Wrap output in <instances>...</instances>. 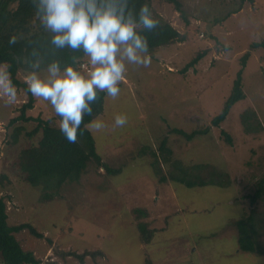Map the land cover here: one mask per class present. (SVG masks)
Instances as JSON below:
<instances>
[{
  "label": "rangeland",
  "instance_id": "1",
  "mask_svg": "<svg viewBox=\"0 0 264 264\" xmlns=\"http://www.w3.org/2000/svg\"><path fill=\"white\" fill-rule=\"evenodd\" d=\"M14 1L13 11L0 12L9 16L0 18V50L17 37L16 77L25 83L32 47L61 61L65 50L48 45L31 0ZM173 1L138 0L179 37L149 45L151 64L130 65L120 94L106 95L95 118L104 127L88 125L101 162L91 161L81 174L36 173L33 162L44 157L37 148L41 127L58 130V118L33 97L29 120L17 119L30 95L0 66V197L9 233L38 264H264V255L241 250L239 242L241 230L252 237L254 212L264 246V197L255 205L249 198L264 178V47H255L264 43V26L251 19H263L256 11L264 0ZM79 62L87 73L86 57ZM245 64V99L217 126L213 120ZM7 87L16 90L13 103ZM119 114L127 123L117 127Z\"/></svg>",
  "mask_w": 264,
  "mask_h": 264
},
{
  "label": "clouds",
  "instance_id": "2",
  "mask_svg": "<svg viewBox=\"0 0 264 264\" xmlns=\"http://www.w3.org/2000/svg\"><path fill=\"white\" fill-rule=\"evenodd\" d=\"M138 0H31L39 27L48 34V45L55 50H71L86 57L89 71L80 70L74 56L71 63L32 47L25 59L26 92L45 101L58 118L56 127L69 142L75 143L82 121L93 114L98 94L115 99L121 91L129 66L147 68L152 61L149 42L143 34L156 28L148 3ZM10 36L8 43L15 44ZM8 103L16 100L14 87L5 89ZM127 116H114V125L124 126ZM92 127H104L101 120Z\"/></svg>",
  "mask_w": 264,
  "mask_h": 264
},
{
  "label": "trees",
  "instance_id": "3",
  "mask_svg": "<svg viewBox=\"0 0 264 264\" xmlns=\"http://www.w3.org/2000/svg\"><path fill=\"white\" fill-rule=\"evenodd\" d=\"M7 1L9 0H0V12L6 11L9 14L11 10L8 8ZM171 1L174 2L173 0ZM19 3L22 4L21 0H19ZM176 4L178 7L179 3ZM7 17L3 15L0 16L3 21H5ZM13 22L14 20L11 19V24ZM143 34L147 37L149 45L151 46H156V44H167L179 37L177 31H175L170 24L164 23V21L161 20H158L156 28L151 31H145ZM260 46L264 47V43H260L255 47L257 48ZM204 55L205 53L198 54V56L190 63L189 67L196 66ZM74 56L80 57V59L83 58L81 53H73L71 50L65 49L62 62L71 63ZM80 59L77 60L79 65L81 63L79 62ZM21 60L22 56L19 53V48L15 44H8L3 50H0V66L7 65V72L11 76V83L22 85L26 88V83H21L16 77L21 65ZM29 95V101L24 103L21 108V115L17 119L23 121L29 120L26 116V112L27 110L33 109L35 102L30 93ZM105 97L106 94L103 92L98 94V98L93 105V114L91 116H86L82 121L81 131L79 132L78 139L75 143H69L59 130L52 128L48 124L41 127L42 139L37 148L44 157L41 160L33 162L34 166L38 169L36 172L37 174L47 173L59 174L61 176L81 174L91 161L94 160L98 163L101 162V159L95 150L93 136L87 128V125L95 115L100 114L103 111ZM242 99H245V93L242 84V72H239L237 78L233 82L231 96L226 100L222 113L213 120V123L218 126L222 120L225 119L226 114L231 107ZM251 117L252 115H249L247 112L242 115V122L247 131L252 130V125L250 123ZM222 134L227 143L232 145L233 140L231 136L225 131H223ZM101 166L107 168L106 165L101 164ZM263 197L264 178L259 181L255 193L249 198L251 204L255 205ZM253 213L254 212H252L248 218L252 237H249V231H240L241 237L239 238V242L242 248L241 250H249V252L254 253L259 252L261 255H264V246L258 244L256 240L258 232L257 229H254L255 217L253 216ZM0 264H38L34 256L30 253L24 252L17 241L9 233L7 227L6 206L2 197H0Z\"/></svg>",
  "mask_w": 264,
  "mask_h": 264
},
{
  "label": "crops",
  "instance_id": "4",
  "mask_svg": "<svg viewBox=\"0 0 264 264\" xmlns=\"http://www.w3.org/2000/svg\"><path fill=\"white\" fill-rule=\"evenodd\" d=\"M256 2L258 3V0H256ZM263 9L264 8H261L260 10H262L261 12H260V10L258 11H256V13H258V14H260V15H264V11H263ZM244 12V10H242L241 12H235V16L237 15V14H242ZM263 19H261L260 20V18L259 19H254L253 17L251 18L252 19V21L254 20L255 22H259V24L258 25H260V26H264V17H262ZM263 28V27H262ZM261 29V28H260ZM249 54V53H248ZM253 54V53H252ZM247 66H248V64L246 65H244V67H242L239 71H238V73L239 72H242V84H243V72H244V70H245V68H247ZM256 72V71H255ZM238 73H237V75H236V78H237V76H238ZM260 76V75H259ZM235 78V79H236ZM235 81V80H234ZM243 89H244V87H243ZM104 105H105V102H104ZM103 111H104V107H103ZM101 114H97V115H95L94 117H93V119H95L96 118V116H100ZM92 119V120H93ZM91 120V121H92ZM89 124H90V122H89ZM88 124V125H89ZM88 125H87V128H88ZM90 132H91V130H89ZM92 134V133H91ZM93 135V134H92Z\"/></svg>",
  "mask_w": 264,
  "mask_h": 264
},
{
  "label": "flooded vegetation",
  "instance_id": "5",
  "mask_svg": "<svg viewBox=\"0 0 264 264\" xmlns=\"http://www.w3.org/2000/svg\"><path fill=\"white\" fill-rule=\"evenodd\" d=\"M11 2H13V4L15 3V1L14 0H10ZM8 2V7H9V10H11V11H13V8H11V6H12V4L9 2V1H7Z\"/></svg>",
  "mask_w": 264,
  "mask_h": 264
},
{
  "label": "built area",
  "instance_id": "6",
  "mask_svg": "<svg viewBox=\"0 0 264 264\" xmlns=\"http://www.w3.org/2000/svg\"><path fill=\"white\" fill-rule=\"evenodd\" d=\"M82 66H84V67H85V65H82Z\"/></svg>",
  "mask_w": 264,
  "mask_h": 264
}]
</instances>
